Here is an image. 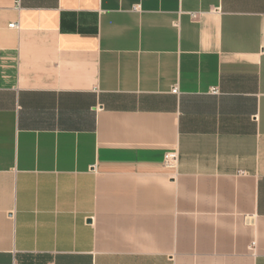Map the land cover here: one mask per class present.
<instances>
[{"label": "crops", "instance_id": "0c3cea01", "mask_svg": "<svg viewBox=\"0 0 264 264\" xmlns=\"http://www.w3.org/2000/svg\"><path fill=\"white\" fill-rule=\"evenodd\" d=\"M0 264H264V0H0Z\"/></svg>", "mask_w": 264, "mask_h": 264}, {"label": "built area", "instance_id": "2783aa9c", "mask_svg": "<svg viewBox=\"0 0 264 264\" xmlns=\"http://www.w3.org/2000/svg\"><path fill=\"white\" fill-rule=\"evenodd\" d=\"M17 8H20L19 2H17ZM12 27L13 28H18L19 25L15 24V25H12ZM211 92H212L213 95H218L220 93L219 89H213ZM173 93L176 94V95L179 94V88L175 87L173 89ZM177 160H178L177 153H169V154H167L165 156L166 163L176 162Z\"/></svg>", "mask_w": 264, "mask_h": 264}]
</instances>
